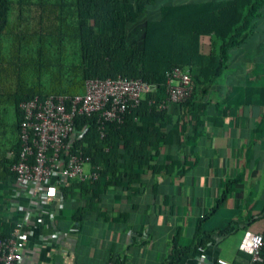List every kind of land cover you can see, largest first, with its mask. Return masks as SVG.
<instances>
[{
	"label": "trees",
	"instance_id": "obj_1",
	"mask_svg": "<svg viewBox=\"0 0 264 264\" xmlns=\"http://www.w3.org/2000/svg\"><path fill=\"white\" fill-rule=\"evenodd\" d=\"M157 1L71 0L67 3L65 0H39L23 3L19 0L17 3L22 21H29L23 18L25 4L39 12L37 19L34 18V31L29 36L37 37L44 44L48 38L57 35L61 43L68 41L78 45L79 60L71 70L81 76L73 86L82 91L75 94L84 92L88 79H115L119 76L141 79L156 87L154 94L142 100L140 108L125 115L123 123L109 124L103 138L93 118H78L80 127L89 126L90 129L76 145L83 146L93 170L100 168L102 179L74 182L60 188L65 200L75 198L77 194L85 195L75 214L76 223L81 224L87 214L100 207L102 195L110 186H121L126 180L131 184L139 182L148 171L172 173L174 167L182 165V161L170 155L165 165H152V162L162 156L165 147L186 151L187 141L194 139L201 129V112L205 107L211 105L214 98L217 103L228 99L231 84L227 83L226 77L231 71L233 52L252 48L255 43L257 48H264V32L260 31L264 26V0H235L233 5L219 9H213L214 0H182L163 4L158 18L149 19L148 13L158 9H151ZM14 7V0H0V38L9 26ZM141 24L142 46L128 40L129 33ZM19 36L26 39L25 33ZM205 38L209 42H203ZM175 68L190 74L194 90L192 97L170 114L159 110L157 105L166 99L167 74ZM223 87L224 96L218 97ZM37 94L75 95L55 90L46 93L40 87L18 84L10 96L16 109L17 133L22 120L20 103ZM152 101L155 103L151 104ZM4 102L0 99V105ZM227 109L228 106L226 112ZM19 151L20 138L10 158H4L1 163L0 239L10 237L20 218V214L6 216L4 212L9 185L16 179L11 166L17 161ZM227 190L210 212L197 222L190 246H180L179 233L175 235L173 256L166 264H180L187 257L200 255L217 234L225 237L230 233L229 229L216 234L202 229L205 219L220 207Z\"/></svg>",
	"mask_w": 264,
	"mask_h": 264
},
{
	"label": "crops",
	"instance_id": "obj_2",
	"mask_svg": "<svg viewBox=\"0 0 264 264\" xmlns=\"http://www.w3.org/2000/svg\"><path fill=\"white\" fill-rule=\"evenodd\" d=\"M234 3L214 0L213 9ZM158 16L159 9L147 15L149 19ZM260 31L264 32V26ZM230 63L228 99L217 103L214 98L205 107L201 129L187 141L186 151L165 147L152 162L165 165L170 155L182 165L172 173L148 171L139 182L126 180L121 186H110L100 207L81 224L76 223L75 214L85 195L64 198L62 207L52 201V216L45 215L35 228L36 237L27 241L24 264H109L114 259L124 264H166L173 256L175 235L179 233L180 246H190L197 222L226 189V197L202 229L212 234L229 229L230 233L217 234L200 255L180 264H216L217 259L246 264L249 256L238 250L244 233L264 236V48L255 43L252 48L237 49ZM222 89L217 95L223 98ZM203 254L206 258L201 260Z\"/></svg>",
	"mask_w": 264,
	"mask_h": 264
},
{
	"label": "built area",
	"instance_id": "obj_3",
	"mask_svg": "<svg viewBox=\"0 0 264 264\" xmlns=\"http://www.w3.org/2000/svg\"><path fill=\"white\" fill-rule=\"evenodd\" d=\"M193 90L190 74L173 69L167 74L166 99L157 105L158 109L172 114L175 107L192 97ZM155 92L154 85L141 79L119 76L88 79L80 94H37L20 103V151L11 166L16 179L11 182L4 202L6 216L20 214V218L10 237L0 239V264H24L27 241L36 237L35 228L43 217L52 216V201L63 206L61 187L102 179L100 168L93 170L83 146L76 145L90 129L80 127L78 118H93L103 138L109 124L123 123L127 113L140 108L142 100ZM38 210L41 213L36 214ZM263 248L264 236L246 231L238 250L249 256L246 264H262ZM205 258L204 254L200 257ZM216 262L231 264L224 259ZM109 264L124 263L114 259Z\"/></svg>",
	"mask_w": 264,
	"mask_h": 264
},
{
	"label": "rangeland",
	"instance_id": "obj_4",
	"mask_svg": "<svg viewBox=\"0 0 264 264\" xmlns=\"http://www.w3.org/2000/svg\"><path fill=\"white\" fill-rule=\"evenodd\" d=\"M39 0H23V3ZM69 3L71 0H65ZM15 7L10 14V23L0 38V99L5 102L0 105V169L4 158H10L19 141L16 131V116L14 103L10 96L22 84L26 87L42 88L43 92H71L75 94L74 82L80 81L81 76L72 73L71 66L78 63V45L68 41L59 42L58 36L48 38L44 44L37 37L29 36L34 31L35 19L38 13L35 7L24 5L23 18L19 19V0H14ZM167 0H158L152 7L160 8ZM35 18V19H34ZM33 20V21H32ZM143 24L133 29L129 41L143 44ZM22 33L26 39H21ZM40 49L41 52H40ZM82 91V90H80ZM79 91V92H80Z\"/></svg>",
	"mask_w": 264,
	"mask_h": 264
}]
</instances>
